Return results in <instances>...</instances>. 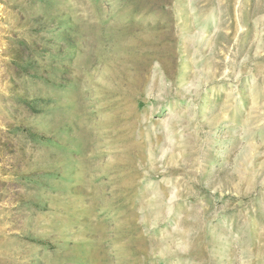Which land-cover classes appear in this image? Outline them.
<instances>
[{
    "label": "rangeland",
    "instance_id": "obj_1",
    "mask_svg": "<svg viewBox=\"0 0 264 264\" xmlns=\"http://www.w3.org/2000/svg\"><path fill=\"white\" fill-rule=\"evenodd\" d=\"M0 264H264V0H0Z\"/></svg>",
    "mask_w": 264,
    "mask_h": 264
}]
</instances>
